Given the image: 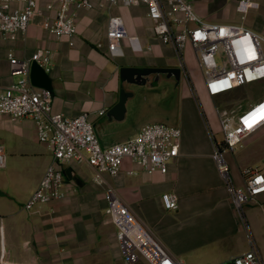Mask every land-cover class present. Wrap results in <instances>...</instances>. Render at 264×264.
Returning <instances> with one entry per match:
<instances>
[{
	"label": "crops",
	"instance_id": "1",
	"mask_svg": "<svg viewBox=\"0 0 264 264\" xmlns=\"http://www.w3.org/2000/svg\"><path fill=\"white\" fill-rule=\"evenodd\" d=\"M46 1L37 0L24 34L16 39L0 35V89L17 77L10 72L9 53L23 57L38 47L47 48L52 58L46 71L52 110L66 115L86 110L93 122L100 110L105 111L118 98L120 65H166L170 56L177 65L173 48L154 34L153 21L143 5L107 6L103 0H94L92 8L79 10L74 34L56 36L41 26L44 13H54L44 9ZM188 1L208 20L240 23L264 36V0H250L243 17L238 0ZM111 13L123 18L128 34L137 38L140 48H133L125 37L123 54L107 53L105 30ZM186 52L189 64H196L190 47ZM198 85L200 97L189 87L181 91L179 152L165 173H148L125 158L115 175L103 174L104 183L98 184L86 162L70 161L63 165V171L71 168V177L64 171L65 196L31 209L23 208V203L51 161L52 151L38 140L30 116L12 119L0 113V142L6 154L5 170L0 171V260L16 264H149L142 256L125 259L116 228L105 211L106 185L186 264H225L230 256L246 250L250 240L264 257V206L260 204L264 192L243 204L241 216L212 157L210 132L214 137L219 132L221 138L222 132L213 107L202 99L203 82ZM223 158L236 186L244 184L241 169L245 166L264 173V123L233 150H224ZM167 191L178 196L174 209L163 205L161 195Z\"/></svg>",
	"mask_w": 264,
	"mask_h": 264
},
{
	"label": "built area",
	"instance_id": "2",
	"mask_svg": "<svg viewBox=\"0 0 264 264\" xmlns=\"http://www.w3.org/2000/svg\"><path fill=\"white\" fill-rule=\"evenodd\" d=\"M103 1L107 6L118 3L143 5L146 15L153 21L154 34L161 43L173 48L181 76L187 78L190 71L186 47H190L202 74L204 89L210 96L264 80V36L243 24L201 19L188 0ZM251 4L250 0H238L241 17ZM93 6L94 0H48L44 9L54 10V13H44L41 26L56 36L72 35L76 32L79 10ZM36 7L37 0H0L1 37L16 39L19 34H24ZM125 37L133 48L141 47L137 38L128 34L123 18L109 14L105 40L110 56L123 54L122 40ZM7 57L10 72L17 77L0 89V113L12 119L30 116L38 140L52 151L51 161L24 201L23 208L31 209L37 203L63 198L66 193L63 165L70 161L86 162L92 168V179L101 184L104 183L103 174L115 175L125 158L148 173H165L168 163L178 155L181 129L177 124L163 120L144 123L133 135L102 145L89 111L83 110L75 115L53 111L51 89L31 81L33 61L45 71L51 66L52 58L47 48L38 47L29 56L18 57L9 53ZM198 105L202 110L199 102ZM213 110L218 117L222 138L217 140L209 130L212 157L225 179L233 204L243 216V204L264 192V173L259 168L245 166L241 169L243 186L234 185L223 152L233 150L249 132L264 123V97L249 103L238 114L219 106ZM5 158V148L0 142V167L4 166ZM105 195V211L116 228L115 235L127 261L142 256L149 264H186L167 250L111 186L106 185ZM161 199L165 208L177 207L176 192H163ZM260 204L264 206L263 202ZM0 264L16 263L0 260ZM225 264H264V257L256 243L250 240L246 250L230 256Z\"/></svg>",
	"mask_w": 264,
	"mask_h": 264
},
{
	"label": "water",
	"instance_id": "3",
	"mask_svg": "<svg viewBox=\"0 0 264 264\" xmlns=\"http://www.w3.org/2000/svg\"><path fill=\"white\" fill-rule=\"evenodd\" d=\"M30 77L36 85L49 86L46 71L35 61L30 66ZM180 78L181 69L177 65H120L118 98L93 121L98 139L109 145V140L130 131L135 121L153 105L162 104L163 110L176 112ZM64 171L71 177L69 166Z\"/></svg>",
	"mask_w": 264,
	"mask_h": 264
},
{
	"label": "rangeland",
	"instance_id": "4",
	"mask_svg": "<svg viewBox=\"0 0 264 264\" xmlns=\"http://www.w3.org/2000/svg\"><path fill=\"white\" fill-rule=\"evenodd\" d=\"M194 12H195V10H194ZM197 15L201 19H207V18L201 16L200 14H197ZM263 46H264V43H263ZM175 63L176 62L174 61V57L170 56V60H168L166 65H176ZM189 71L190 72L188 74V78H187V76H183V78L180 79L179 98H180L181 91L183 90L184 87H187V88L189 87L196 98H197V96L200 97V94L198 92L199 91V85L198 84L203 82V78H202V74L200 72V69L197 66V64H193L191 62V64H189ZM202 87H203L202 99L206 103L207 106H209V107L219 106L220 108H225L228 111H232L234 114H238V112H240V110L243 107L247 106L248 103H246L244 106L240 107L243 103L247 102L248 100L254 99V101H256L259 98L264 97V80L263 81L250 82V83L235 87L229 91L217 94L215 96H210L206 93V91L204 90V84ZM160 96L163 97V93H161ZM138 100L141 101L142 97H140ZM178 102H179V100H178ZM198 102H199V100H198ZM167 106H169V105H167ZM161 107H163L162 104H156V105L151 106V108H148V110H146L145 113L139 117L140 119L135 121V123L132 126L130 131H126V132L122 133V135L118 138H115L113 140H109V141H111L109 143H112L115 141H120L124 138H127V137L133 135L142 124L147 123V122H151V121H155V120H163V121H166L168 123L177 124V120H179L178 113H177L178 109L175 112V111L163 110ZM200 111H201V113H203V117H205L206 115H205L204 111L203 110H200ZM207 121L208 120H206V123L208 124ZM215 137L217 140H220L221 134L218 132V133H216ZM99 142L102 145H105V143L101 142L100 140H99ZM4 170H5V167H0L1 172H4ZM5 173L8 174L9 171L6 170ZM0 175H2V174L0 173ZM9 175H11V174H9Z\"/></svg>",
	"mask_w": 264,
	"mask_h": 264
}]
</instances>
